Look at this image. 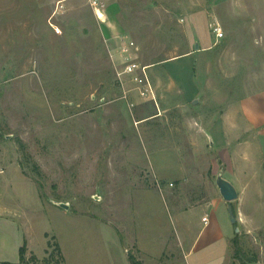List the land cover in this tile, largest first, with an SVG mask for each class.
Instances as JSON below:
<instances>
[{
	"label": "rangeland",
	"instance_id": "rangeland-1",
	"mask_svg": "<svg viewBox=\"0 0 264 264\" xmlns=\"http://www.w3.org/2000/svg\"><path fill=\"white\" fill-rule=\"evenodd\" d=\"M104 1L0 0V261L25 238L29 264H225L184 258L199 216H177L221 198L230 264H264V0ZM123 38L155 101L118 76Z\"/></svg>",
	"mask_w": 264,
	"mask_h": 264
},
{
	"label": "crops",
	"instance_id": "crops-1",
	"mask_svg": "<svg viewBox=\"0 0 264 264\" xmlns=\"http://www.w3.org/2000/svg\"><path fill=\"white\" fill-rule=\"evenodd\" d=\"M240 199V198H239ZM1 207H0V212H1ZM238 211L241 214V216L245 215L243 212V208L241 205L238 207ZM11 214L9 212V209L6 208V211L4 214ZM189 213V215H195V217L198 215L199 216V228L197 230V233L192 240V242L189 245V249L185 251L184 253V258H186L189 254H194L195 252L199 251H204L208 248H212L214 245L218 244L216 246L218 249L221 250V256L224 259V261H227L225 264H230L229 259L232 258L231 251L228 249L229 248V242H232V237L230 236V231H228V228H225V225L227 222L229 223V220H226V217H228V205L223 202L221 198H215L213 200L201 203L199 205L190 207L188 210L183 211L182 213H179L177 216L179 217H186V215ZM243 214V215H242ZM8 215V216H9ZM11 216V215H10ZM241 216L239 219H241ZM3 217V216H0ZM203 217H207V221L204 222L202 219ZM251 220L255 219V217L250 216ZM187 218V217H186ZM191 219V218H189ZM185 223V222H184ZM232 223V222H231ZM190 224V221H189ZM233 224V223H232ZM188 225V224H187ZM190 226V225H189ZM16 231L19 233V236L21 237L19 228H16ZM180 234V233H179ZM26 239L23 238V243H26V248H27V253H31L32 251L27 247V242L25 241ZM222 243H225L227 250L224 251L221 248ZM183 245V244H182ZM221 245V248L220 246ZM225 257H224V255ZM203 254L197 255L196 257L193 258L194 262H199V258L203 259ZM5 259H1L0 262L2 261H12L14 263L18 262L19 260V249L17 252L16 259H13L14 257H11L10 259H6L8 257H4ZM201 259V260H202Z\"/></svg>",
	"mask_w": 264,
	"mask_h": 264
},
{
	"label": "built area",
	"instance_id": "built-area-1",
	"mask_svg": "<svg viewBox=\"0 0 264 264\" xmlns=\"http://www.w3.org/2000/svg\"><path fill=\"white\" fill-rule=\"evenodd\" d=\"M92 7L95 15L98 19L103 21L104 18V0H87ZM216 38L223 36L221 27L217 24L213 27ZM120 57V70L117 72L119 77H127L130 84L133 86V90L137 93V96L144 101H155L156 95L152 82L150 80L147 69L149 66L142 65L136 62L135 54L138 50V46L131 39H121L118 46ZM204 222L207 221V217H203Z\"/></svg>",
	"mask_w": 264,
	"mask_h": 264
},
{
	"label": "trees",
	"instance_id": "trees-1",
	"mask_svg": "<svg viewBox=\"0 0 264 264\" xmlns=\"http://www.w3.org/2000/svg\"><path fill=\"white\" fill-rule=\"evenodd\" d=\"M51 239H55V237H51ZM234 241V244L236 245V250L237 252L240 251V248L237 247V241L234 239L232 240ZM53 247V250L51 252H48V249ZM53 251L57 252L59 256H61V259H63L62 257V251L61 248L58 244V242H51V240H49L47 242V249L46 252L48 253L49 257L53 256ZM27 253V248H26V243L24 242L20 247H19V260L18 262L14 263V262H8V261H2L0 262V264H29V259H36V257L31 254L28 258L26 256ZM128 258L131 264H142L140 261L136 260L133 256H131L130 254H128ZM242 264H249L246 263L245 261L242 262Z\"/></svg>",
	"mask_w": 264,
	"mask_h": 264
},
{
	"label": "water",
	"instance_id": "water-1",
	"mask_svg": "<svg viewBox=\"0 0 264 264\" xmlns=\"http://www.w3.org/2000/svg\"><path fill=\"white\" fill-rule=\"evenodd\" d=\"M197 48V46H196ZM217 185L220 191V194L222 196V198L226 201V202H232L233 200H235L238 196L237 191L235 189V187L227 180L223 179L220 175L218 176L217 179ZM63 206H65L64 204H62ZM228 214L230 217V221L232 223H235L236 218L234 216L233 210L231 207H228ZM236 231L238 230L237 228H235Z\"/></svg>",
	"mask_w": 264,
	"mask_h": 264
}]
</instances>
